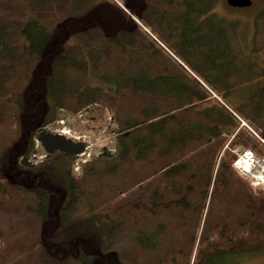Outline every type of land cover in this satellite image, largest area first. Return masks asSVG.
<instances>
[{
	"label": "trees",
	"instance_id": "trees-1",
	"mask_svg": "<svg viewBox=\"0 0 264 264\" xmlns=\"http://www.w3.org/2000/svg\"><path fill=\"white\" fill-rule=\"evenodd\" d=\"M217 2L0 0V264H206L264 247V192L231 167L237 146L264 156L232 114L264 136V67L245 65L237 24L208 14ZM141 25L223 101L243 73L261 81L231 113ZM251 52L264 53V11ZM95 104L117 124L111 156L80 176L61 153L25 162L59 109ZM99 218L105 232L79 234Z\"/></svg>",
	"mask_w": 264,
	"mask_h": 264
},
{
	"label": "rangeland",
	"instance_id": "rangeland-1",
	"mask_svg": "<svg viewBox=\"0 0 264 264\" xmlns=\"http://www.w3.org/2000/svg\"><path fill=\"white\" fill-rule=\"evenodd\" d=\"M264 11V0H250V5L247 7H230L227 4V0H218L217 5L214 7L212 11H210L209 15L217 16L220 19L225 20L226 22L235 23L237 24V30H239V43L240 47L243 52V60L245 65H249L252 62L257 63L259 66L264 67V53L254 54L251 52V38H252V31H253V23L256 16ZM148 32L146 33L148 38L154 41L157 45L159 41L156 39L155 35L146 27H144ZM145 33V32H144ZM160 44V43H159ZM167 48V47H166ZM163 52V51H162ZM164 53V52H163ZM165 54V53H164ZM168 57L173 60L172 57L168 55ZM174 61V60H173ZM180 67L186 71L189 75H192V71L188 72L186 70V65L182 63L179 59L175 61ZM260 79H257L255 76H251L249 72L243 73L240 77L238 83L239 87L237 91L230 95L225 102L233 109H236L240 103L245 102L248 99L250 94V88L252 86L257 85L260 83ZM92 85H96L97 83L93 79H88ZM85 84L89 86L86 82ZM88 112L89 118L91 119L90 129L93 131L90 133L93 139H97V144L91 147V157L89 158L90 162L92 159H95L96 154H100L103 148L110 149L114 148V138H115V131H116V123L114 126H109L108 128L105 127L106 119L112 117L114 118L113 113L110 111L103 109V106L100 104L90 105L89 107L84 108L81 112ZM74 114L70 113L69 111H62L58 112V114ZM60 117V116H59ZM58 117V119H59ZM115 119V118H114ZM114 121V120H113ZM241 126L240 122L236 119ZM108 123V122H107ZM247 126H250L245 121ZM110 129L108 131H103V129ZM252 128V127H251ZM242 129H246L243 127ZM249 132V131H248ZM259 134L258 131H256ZM89 134V139H90ZM254 140L257 138L251 134ZM258 141V140H257ZM94 150V151H93ZM42 154H40L41 156ZM97 158V157H96ZM87 162V163H88ZM82 171V167L78 170V176H80ZM95 224L92 226H85L79 229V234H85L87 237H95L96 234L101 232H105V227L95 228L99 226V224L105 225L107 224L106 219L99 218L97 221H94ZM93 223V222H92ZM75 233L78 234V230H75ZM229 249L223 248L219 251L218 254H214L213 258L210 259L209 257L206 259V264H264V247H260L259 245L256 246H243L241 249H236V252L228 253ZM198 263V260H197Z\"/></svg>",
	"mask_w": 264,
	"mask_h": 264
},
{
	"label": "built area",
	"instance_id": "built-area-1",
	"mask_svg": "<svg viewBox=\"0 0 264 264\" xmlns=\"http://www.w3.org/2000/svg\"><path fill=\"white\" fill-rule=\"evenodd\" d=\"M62 111L64 110L59 112ZM58 117L59 119H57L54 124L49 126L47 130L63 135L75 142H82L85 145L84 151L76 156V160L72 166L73 172L78 173V170L81 168V166L89 161V158L92 154L91 147L96 145L98 141L97 139H93L92 135L90 134L93 131L89 126L91 124V119L89 118L87 111L69 115L59 113ZM109 126H114L112 117H110V119H106L105 127L108 128ZM106 128H104L103 131L110 130ZM35 148H39V143L37 140H35ZM234 153L236 158L232 165L233 168L239 175L248 181L252 188L264 191V158H258L249 150H243L242 148L235 149ZM99 155L96 154V156ZM44 157L45 156L43 155L40 156L39 154H33L30 160L39 161Z\"/></svg>",
	"mask_w": 264,
	"mask_h": 264
},
{
	"label": "water",
	"instance_id": "water-1",
	"mask_svg": "<svg viewBox=\"0 0 264 264\" xmlns=\"http://www.w3.org/2000/svg\"><path fill=\"white\" fill-rule=\"evenodd\" d=\"M230 7H247L250 5V0H227ZM38 140L44 152L51 156L55 152L62 153L66 156L80 154L83 151V144L73 143L71 140L65 139L63 136L54 135L51 133H41ZM105 155L109 156L108 152Z\"/></svg>",
	"mask_w": 264,
	"mask_h": 264
},
{
	"label": "flooded vegetation",
	"instance_id": "flooded-vegetation-1",
	"mask_svg": "<svg viewBox=\"0 0 264 264\" xmlns=\"http://www.w3.org/2000/svg\"><path fill=\"white\" fill-rule=\"evenodd\" d=\"M43 161H44V160H43ZM43 161L38 162V163H35V164L29 162L28 165H30V166H35V165H38V164L42 163Z\"/></svg>",
	"mask_w": 264,
	"mask_h": 264
},
{
	"label": "crops",
	"instance_id": "crops-1",
	"mask_svg": "<svg viewBox=\"0 0 264 264\" xmlns=\"http://www.w3.org/2000/svg\"><path fill=\"white\" fill-rule=\"evenodd\" d=\"M237 35H238V39H239V30H237Z\"/></svg>",
	"mask_w": 264,
	"mask_h": 264
}]
</instances>
